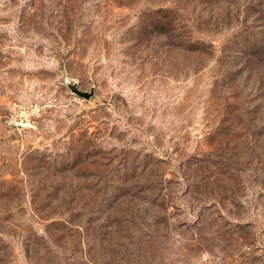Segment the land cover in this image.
Segmentation results:
<instances>
[{
  "label": "rangeland",
  "instance_id": "1",
  "mask_svg": "<svg viewBox=\"0 0 264 264\" xmlns=\"http://www.w3.org/2000/svg\"><path fill=\"white\" fill-rule=\"evenodd\" d=\"M253 39L264 0H0V264H264Z\"/></svg>",
  "mask_w": 264,
  "mask_h": 264
},
{
  "label": "water",
  "instance_id": "2",
  "mask_svg": "<svg viewBox=\"0 0 264 264\" xmlns=\"http://www.w3.org/2000/svg\"><path fill=\"white\" fill-rule=\"evenodd\" d=\"M68 87L73 94L85 100H90L95 95L94 90H91L90 92H84L81 91L76 84H69Z\"/></svg>",
  "mask_w": 264,
  "mask_h": 264
},
{
  "label": "trees",
  "instance_id": "3",
  "mask_svg": "<svg viewBox=\"0 0 264 264\" xmlns=\"http://www.w3.org/2000/svg\"><path fill=\"white\" fill-rule=\"evenodd\" d=\"M252 44V48H253V53L251 54V56L255 55V54H262V56H264V39L261 40L260 42L256 39H253V41H250ZM254 43V45H253ZM256 43V44H255Z\"/></svg>",
  "mask_w": 264,
  "mask_h": 264
}]
</instances>
